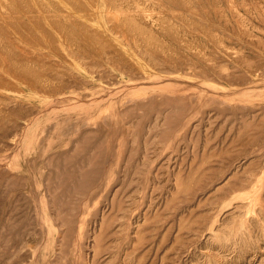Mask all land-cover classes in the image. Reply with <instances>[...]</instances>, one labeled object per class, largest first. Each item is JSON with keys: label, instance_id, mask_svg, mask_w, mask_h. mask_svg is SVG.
<instances>
[{"label": "rangeland", "instance_id": "rangeland-1", "mask_svg": "<svg viewBox=\"0 0 264 264\" xmlns=\"http://www.w3.org/2000/svg\"><path fill=\"white\" fill-rule=\"evenodd\" d=\"M0 264H264V0H0Z\"/></svg>", "mask_w": 264, "mask_h": 264}, {"label": "bare ground", "instance_id": "bare-ground-1", "mask_svg": "<svg viewBox=\"0 0 264 264\" xmlns=\"http://www.w3.org/2000/svg\"><path fill=\"white\" fill-rule=\"evenodd\" d=\"M48 2V1H47ZM133 2V1H132ZM121 3V2H120ZM134 3V2H133ZM146 4V3H145ZM120 6V5H119ZM140 11V10H139ZM121 15V14H120ZM144 15V14H143ZM157 15V14H156ZM159 15V14H158ZM150 17V16H149ZM151 20V19H150ZM135 27V26H134ZM92 35V34H91ZM136 37V36H135ZM73 46H71V48H72ZM76 47V46H75ZM77 48V47H76ZM75 49V48H74ZM79 51V50H78ZM80 57V56H79ZM78 57V58H79ZM21 68V67H20ZM25 72V71H24ZM258 207V206H257ZM262 249V248H261ZM213 253V252H212ZM217 258H219L218 256H217ZM218 261H220V259H218ZM217 262V261H216ZM218 263V262H217Z\"/></svg>", "mask_w": 264, "mask_h": 264}]
</instances>
